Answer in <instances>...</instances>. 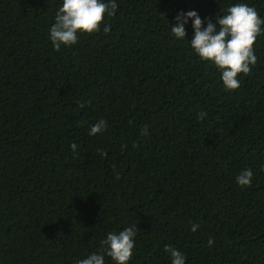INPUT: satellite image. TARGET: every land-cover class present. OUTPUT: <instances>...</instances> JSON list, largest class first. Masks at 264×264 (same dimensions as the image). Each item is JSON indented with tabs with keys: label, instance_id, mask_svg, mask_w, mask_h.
<instances>
[{
	"label": "trees",
	"instance_id": "obj_1",
	"mask_svg": "<svg viewBox=\"0 0 264 264\" xmlns=\"http://www.w3.org/2000/svg\"><path fill=\"white\" fill-rule=\"evenodd\" d=\"M116 2L109 33L55 51L63 0H0V264H76L132 225L129 264H172L166 245L186 264H264V35L227 91L191 47L193 21L171 34L181 11L206 27L240 2L264 18V0Z\"/></svg>",
	"mask_w": 264,
	"mask_h": 264
},
{
	"label": "clouds",
	"instance_id": "obj_2",
	"mask_svg": "<svg viewBox=\"0 0 264 264\" xmlns=\"http://www.w3.org/2000/svg\"><path fill=\"white\" fill-rule=\"evenodd\" d=\"M117 11L116 0H63L49 32L54 50L60 51L62 46L71 47L79 42L81 34L98 33L102 27L104 33H109L111 25H105V20L115 17ZM189 20L193 21L194 29L190 42L192 49L201 61L209 62L219 70L225 90H238L242 86L240 75L250 76L258 63L254 45L258 37L264 35V18L254 6L243 2L230 4L223 15H217L216 23L208 18L206 27L198 12L181 11L177 14L175 23L171 24V34L176 40L187 37L186 25ZM80 107H84L82 102ZM206 116L207 113L201 111L197 119L203 121ZM107 125V120L99 119L90 127L89 135L104 133ZM148 134L146 126L141 130V135ZM71 148L76 152L77 145L73 143ZM98 154L107 156L106 151L98 150ZM253 175V170L249 167L236 176V182L241 188L251 187ZM198 229L199 224L192 223L191 231L196 232ZM137 230V226L132 225L118 233H107L106 239L100 241L101 251L77 260L76 264H105V254L114 264H129L134 255ZM214 243V239L210 238L208 246L211 247ZM164 251L170 255L172 264H186V255L177 248L166 245Z\"/></svg>",
	"mask_w": 264,
	"mask_h": 264
}]
</instances>
